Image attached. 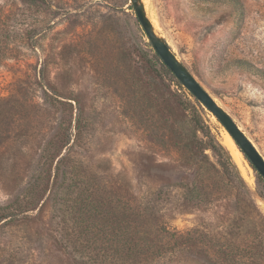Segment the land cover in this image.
<instances>
[{"label": "rangeland", "instance_id": "obj_1", "mask_svg": "<svg viewBox=\"0 0 264 264\" xmlns=\"http://www.w3.org/2000/svg\"><path fill=\"white\" fill-rule=\"evenodd\" d=\"M142 1L264 158V0L239 15L229 0ZM225 132L129 0H0V264H114L95 217L72 224L68 190L118 201L154 242L118 264H264V181Z\"/></svg>", "mask_w": 264, "mask_h": 264}, {"label": "trees", "instance_id": "obj_2", "mask_svg": "<svg viewBox=\"0 0 264 264\" xmlns=\"http://www.w3.org/2000/svg\"><path fill=\"white\" fill-rule=\"evenodd\" d=\"M29 3H35L37 1L44 0H24ZM234 4L236 14H240L242 6L238 0H229ZM48 158H46V163ZM45 164V162H44ZM37 190L32 189V195ZM71 191H67V199L64 201V205L69 208V217L72 219V224L85 229L89 224L82 227L86 220L84 216L88 218H96L98 231L105 237L106 241L111 242L113 248L112 257L113 263L118 264L121 262L133 263L136 259L144 255V249H151L154 242L145 235L144 232L136 230L135 220L128 213V209H124L116 201L113 207L112 204H105L104 198H94L90 194H82L83 191L76 194L75 197L69 196ZM74 213L75 215H73ZM96 225V224H95ZM106 243V242H105Z\"/></svg>", "mask_w": 264, "mask_h": 264}, {"label": "water", "instance_id": "obj_3", "mask_svg": "<svg viewBox=\"0 0 264 264\" xmlns=\"http://www.w3.org/2000/svg\"><path fill=\"white\" fill-rule=\"evenodd\" d=\"M135 17L155 55L176 80L215 118L237 148L264 181V158L239 128L231 115L201 86L186 66L174 55L163 36L154 29L142 0H129Z\"/></svg>", "mask_w": 264, "mask_h": 264}, {"label": "bare ground", "instance_id": "obj_4", "mask_svg": "<svg viewBox=\"0 0 264 264\" xmlns=\"http://www.w3.org/2000/svg\"><path fill=\"white\" fill-rule=\"evenodd\" d=\"M147 16L152 23V26L154 29H159L158 22L154 18L153 15L149 14L147 12ZM220 104V103H219ZM240 128V127H239ZM225 131V130H224ZM249 139V138H248ZM223 141V140H222ZM252 143V142H251ZM224 144L227 147V149L230 151L231 155L235 158L236 161H240L242 159V153L238 150L237 146L235 145L234 141L232 138L229 136L227 132L224 133ZM253 144V143H252ZM243 170V169H242ZM246 171V170H245ZM245 173V172H244ZM243 173V174H244ZM246 175V174H245ZM244 175V176H245Z\"/></svg>", "mask_w": 264, "mask_h": 264}]
</instances>
